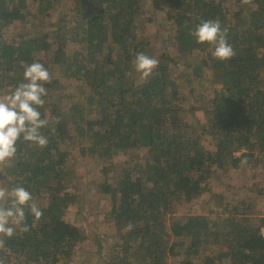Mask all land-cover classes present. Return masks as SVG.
<instances>
[{
	"label": "trees",
	"instance_id": "16d2710c",
	"mask_svg": "<svg viewBox=\"0 0 264 264\" xmlns=\"http://www.w3.org/2000/svg\"><path fill=\"white\" fill-rule=\"evenodd\" d=\"M147 10L164 13L170 29L142 79L134 62L151 50ZM217 19L235 51L227 61L192 35ZM33 62L52 78L39 108L48 144L21 137L0 164V187L23 186L43 215L25 208L28 231L0 236L4 264H68L85 248L68 217L78 203L72 146L95 162L90 187L116 237L96 242L97 262L86 249L78 264H264V185L245 188L259 203L238 195L175 215L208 196L218 175L264 174V0H0V97L26 83ZM181 90L214 115L209 124L186 120Z\"/></svg>",
	"mask_w": 264,
	"mask_h": 264
},
{
	"label": "clouds",
	"instance_id": "9594fccd",
	"mask_svg": "<svg viewBox=\"0 0 264 264\" xmlns=\"http://www.w3.org/2000/svg\"><path fill=\"white\" fill-rule=\"evenodd\" d=\"M248 3L249 0H243ZM197 43L214 45L212 55L221 61L230 60L235 56L233 47L228 43L227 29L222 28L220 21H202L192 32ZM135 70L141 74L142 79H147L158 67L159 60L146 55L143 52L135 58ZM51 74L42 63L33 62L24 70V80L15 90L4 97H0V164L12 159L17 152V141L33 142L39 147H46L48 138L40 132L47 126V119L41 118L39 111L43 107L47 95L44 84L51 82ZM246 161H242L245 163ZM0 236L11 238L16 232V226H21V231L27 232L28 226L24 224L26 219L25 208L38 220L43 212L32 194L23 186H17L11 190L0 187ZM133 225L129 223L126 231H130ZM5 246V240L0 238V249ZM0 264L4 261L0 259Z\"/></svg>",
	"mask_w": 264,
	"mask_h": 264
},
{
	"label": "rangeland",
	"instance_id": "374dc122",
	"mask_svg": "<svg viewBox=\"0 0 264 264\" xmlns=\"http://www.w3.org/2000/svg\"><path fill=\"white\" fill-rule=\"evenodd\" d=\"M36 10V6L34 7ZM162 12L152 13L148 11L145 17L152 22L145 23L143 28L144 35L150 37L152 40V46L150 52L146 55L152 56L158 51H165V37H167L166 31L169 28L168 22H165ZM145 18V19H146ZM165 30V32H164ZM158 54V53H157ZM178 73H175L177 76ZM183 85V83H182ZM183 99L190 103L184 106L185 118L189 123H195L201 121L204 123H210L213 114L204 111L199 100L190 96L189 92L181 90ZM70 151L77 157V162L75 166H72L71 183L69 186V191L77 194L78 203L68 209V217L70 222L80 227L88 237L85 244V248L82 253L77 254L76 258L68 264H78L79 260L84 257V252L90 251V255L87 257L89 263L97 262L99 256L97 254V244L99 240L103 245L109 247L111 243L115 240V230L106 223V218H104V207L105 203L101 201L99 196L92 191L90 187V179L99 175V172L91 167L95 162L89 159L87 156L82 155L78 148L72 146ZM129 159V160H128ZM115 160L124 161V166L128 167L129 164L135 163L128 155H121ZM112 169V167H110ZM102 176V173H100ZM217 181L213 184V190L211 193L203 199H197L191 203L186 204L178 209L176 216H181L184 214H194V213H205L209 207L218 205L220 201L228 199L230 201L235 200L236 196L247 195L248 186L256 185L261 187L264 185V174L258 172L256 175H252L247 170H242L238 173H232L230 176L225 177L221 174L217 176ZM93 185V184H92ZM242 187V188H240ZM248 199L254 200L256 203L260 202V198H256L253 194L247 195ZM101 207V208H100ZM103 208V209H102ZM177 212V211H176Z\"/></svg>",
	"mask_w": 264,
	"mask_h": 264
},
{
	"label": "built area",
	"instance_id": "2783aa9c",
	"mask_svg": "<svg viewBox=\"0 0 264 264\" xmlns=\"http://www.w3.org/2000/svg\"><path fill=\"white\" fill-rule=\"evenodd\" d=\"M263 234H264V229H263Z\"/></svg>",
	"mask_w": 264,
	"mask_h": 264
}]
</instances>
